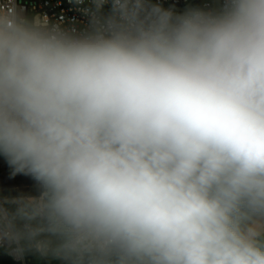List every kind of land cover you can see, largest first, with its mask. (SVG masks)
Wrapping results in <instances>:
<instances>
[{
  "label": "clouds",
  "instance_id": "clouds-1",
  "mask_svg": "<svg viewBox=\"0 0 264 264\" xmlns=\"http://www.w3.org/2000/svg\"><path fill=\"white\" fill-rule=\"evenodd\" d=\"M89 3L82 32L0 5V160L37 188L0 250L264 264V0Z\"/></svg>",
  "mask_w": 264,
  "mask_h": 264
},
{
  "label": "built area",
  "instance_id": "built-area-1",
  "mask_svg": "<svg viewBox=\"0 0 264 264\" xmlns=\"http://www.w3.org/2000/svg\"><path fill=\"white\" fill-rule=\"evenodd\" d=\"M168 9H183L191 6L211 5L214 0H151ZM6 5L29 17H40L50 25L73 32H82L89 26L92 6L89 0H0ZM108 6L104 12L107 14ZM14 264H28L26 256L17 257L8 253Z\"/></svg>",
  "mask_w": 264,
  "mask_h": 264
},
{
  "label": "trees",
  "instance_id": "trees-1",
  "mask_svg": "<svg viewBox=\"0 0 264 264\" xmlns=\"http://www.w3.org/2000/svg\"><path fill=\"white\" fill-rule=\"evenodd\" d=\"M36 186L35 182L28 176L21 175V174H11V175H3L0 174V189L3 192H7L8 190L21 186ZM28 264L36 258L35 253H28L25 254ZM0 264H14L11 257L8 253L0 250Z\"/></svg>",
  "mask_w": 264,
  "mask_h": 264
},
{
  "label": "rangeland",
  "instance_id": "rangeland-1",
  "mask_svg": "<svg viewBox=\"0 0 264 264\" xmlns=\"http://www.w3.org/2000/svg\"><path fill=\"white\" fill-rule=\"evenodd\" d=\"M0 174L3 175H11L14 174L6 164V162L0 160ZM21 193L25 194H36L37 193V188L36 186H19L13 189L8 190L7 192H3L0 189V199H4L3 197L5 196L6 198H14L20 195ZM36 258L33 259L30 264H61L60 261L56 259H52L50 257H42L38 254H35Z\"/></svg>",
  "mask_w": 264,
  "mask_h": 264
},
{
  "label": "crops",
  "instance_id": "crops-1",
  "mask_svg": "<svg viewBox=\"0 0 264 264\" xmlns=\"http://www.w3.org/2000/svg\"><path fill=\"white\" fill-rule=\"evenodd\" d=\"M23 186H25V185H23ZM27 186V185H26ZM19 187V186H18ZM16 188V187H15ZM13 189V188H12ZM3 198H6L5 196L3 197Z\"/></svg>",
  "mask_w": 264,
  "mask_h": 264
}]
</instances>
